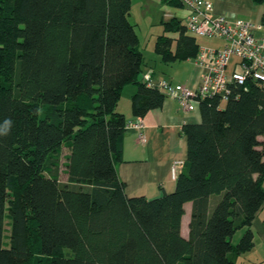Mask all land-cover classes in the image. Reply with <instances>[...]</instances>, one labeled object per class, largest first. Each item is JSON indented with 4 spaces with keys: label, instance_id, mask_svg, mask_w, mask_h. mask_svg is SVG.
<instances>
[{
    "label": "trees",
    "instance_id": "16d2710c",
    "mask_svg": "<svg viewBox=\"0 0 264 264\" xmlns=\"http://www.w3.org/2000/svg\"><path fill=\"white\" fill-rule=\"evenodd\" d=\"M131 6L0 0V264H238L232 256L254 247L251 226L264 205V88L254 80L234 84L224 106L219 97L203 100L201 121L183 126L188 156L174 192L127 195L115 166L129 122L117 110L123 89L137 84V116L165 99L140 80ZM163 25L155 50L164 62L197 56L196 37L178 17Z\"/></svg>",
    "mask_w": 264,
    "mask_h": 264
},
{
    "label": "crops",
    "instance_id": "0c3cea01",
    "mask_svg": "<svg viewBox=\"0 0 264 264\" xmlns=\"http://www.w3.org/2000/svg\"><path fill=\"white\" fill-rule=\"evenodd\" d=\"M135 1L142 8H149L146 11V17L150 19L149 24L159 30L155 33L156 36L152 35L148 40L144 50L140 48L141 41L139 39V49L144 55V64L140 75L141 82H143L145 72L153 71L155 82L169 80L174 84H183L193 89L197 88L205 68L194 59L195 57L184 61H175L172 62L173 65H170L164 62L155 50L157 37L164 33L163 22L178 17L184 24L185 11L162 9V0H132V6ZM210 1L213 2L214 12L217 14H226L232 19L251 18L256 22L263 21L264 3L256 4L251 0ZM153 4L156 6L154 10H152ZM169 35L177 37L176 33H169ZM220 39L222 40L221 45L198 44L199 48L201 46L223 48L226 41ZM239 61L237 56H233L229 61L228 69H239ZM177 62H185L184 65H187L188 71L185 69L183 75L178 76L179 70L175 66ZM178 77L181 81L175 82L173 78ZM136 90L137 84H129L123 89L117 110L124 113L129 121H135L138 118L143 120L144 128L142 130L146 140L143 142L139 139L137 129H127L123 136L122 159L116 160L115 166L119 179L125 184V191L128 196H144L147 199H152L161 196L163 192L171 193L175 191L177 176L185 170V162L188 156L187 136L183 132V126L199 123L201 121V109L199 105L193 111L184 112L177 101L165 97L162 106L150 110L144 116H137L132 111V96ZM223 104L225 102H222V106H224ZM176 161H180L181 164L174 175L173 165ZM216 200V196L211 198V208H213ZM184 208L182 234L188 237L193 202L187 201ZM251 228L254 231L255 245L250 251L232 256L238 264H264V205L256 213ZM242 230L244 234L247 228L245 227Z\"/></svg>",
    "mask_w": 264,
    "mask_h": 264
},
{
    "label": "built area",
    "instance_id": "2783aa9c",
    "mask_svg": "<svg viewBox=\"0 0 264 264\" xmlns=\"http://www.w3.org/2000/svg\"><path fill=\"white\" fill-rule=\"evenodd\" d=\"M185 11L184 25L193 36L222 38L223 48L201 46L194 58L205 68L197 88L174 84L169 80L155 82L153 71L143 75V82L157 87L165 97L177 101L184 112L195 110L203 100L219 97L226 102L232 94L234 84L244 85L248 79L254 80L264 88V21L251 18L232 19L226 14L214 12L210 0H179ZM233 56L239 58V69L229 70ZM144 122L141 118L129 121L126 129H137L141 141H145ZM181 162L173 165L174 175Z\"/></svg>",
    "mask_w": 264,
    "mask_h": 264
},
{
    "label": "rangeland",
    "instance_id": "374dc122",
    "mask_svg": "<svg viewBox=\"0 0 264 264\" xmlns=\"http://www.w3.org/2000/svg\"><path fill=\"white\" fill-rule=\"evenodd\" d=\"M161 7H162V9L169 10V11H175V10L182 11L183 10L180 7H173V6H170V5L165 4V3H162ZM155 8H156V6L153 4L152 10H154ZM158 8H160V6H158ZM148 9L149 8H147V9L142 8L141 5L136 4V1H135L133 6H132V10L130 12V15H129V20L134 25V28H135V30L139 36V39L141 41L140 48L143 50H144L146 43H148V40L152 37V35L156 36L155 33H157V31H159L158 28L150 26V24H149L150 19L146 17V15H147L146 11ZM169 11H166V12H169ZM195 37H196L197 44H199V45L205 44L207 46H218V45H221V43H222V40L220 38L202 37V36H197V35ZM169 64L173 65V63H169ZM184 64H185V62H177L176 63L175 66H177V68L179 70L178 76L183 75L185 69L187 70V65H184ZM173 80L175 82L181 81V79L179 77L173 78ZM45 109L46 108L43 107L40 110V115H42V112H44ZM68 154H69V148L66 145L63 147L61 154L59 155V157H60L59 180L61 181V183L68 182L67 167L65 165V163H67V160H68V158H67ZM242 234H243V230L242 229L238 230L232 238V243L237 244L238 241L240 240ZM9 235H10V217L6 216L5 230H4V241H5L6 245H9V241H10Z\"/></svg>",
    "mask_w": 264,
    "mask_h": 264
},
{
    "label": "clouds",
    "instance_id": "9594fccd",
    "mask_svg": "<svg viewBox=\"0 0 264 264\" xmlns=\"http://www.w3.org/2000/svg\"><path fill=\"white\" fill-rule=\"evenodd\" d=\"M6 123H9V122H6Z\"/></svg>",
    "mask_w": 264,
    "mask_h": 264
}]
</instances>
